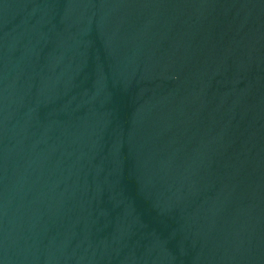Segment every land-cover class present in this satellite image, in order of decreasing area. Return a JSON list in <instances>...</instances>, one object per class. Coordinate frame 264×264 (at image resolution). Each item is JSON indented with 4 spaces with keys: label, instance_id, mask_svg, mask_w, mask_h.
Returning a JSON list of instances; mask_svg holds the SVG:
<instances>
[{
    "label": "water",
    "instance_id": "obj_1",
    "mask_svg": "<svg viewBox=\"0 0 264 264\" xmlns=\"http://www.w3.org/2000/svg\"><path fill=\"white\" fill-rule=\"evenodd\" d=\"M243 264H264V228H262Z\"/></svg>",
    "mask_w": 264,
    "mask_h": 264
}]
</instances>
